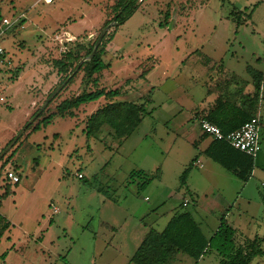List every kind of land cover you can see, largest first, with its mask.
<instances>
[{
  "label": "rangeland",
  "instance_id": "374dc122",
  "mask_svg": "<svg viewBox=\"0 0 264 264\" xmlns=\"http://www.w3.org/2000/svg\"><path fill=\"white\" fill-rule=\"evenodd\" d=\"M113 1L0 0L1 16L26 15L0 38L8 55L0 66V152L62 80L50 62L65 41L74 39L66 31L80 33L78 41L92 44L112 17ZM203 55L211 62L222 60L224 74L235 73L241 81L250 76L247 65L264 73V0L139 3L107 44L103 60L110 67L99 74L98 85L119 88L115 101L144 102L146 113L122 141L107 125L95 135L84 130L88 114L109 101L103 97L82 104L74 117L56 115L46 127L31 131L59 101L82 90V72L65 85L0 159V194L6 184L11 190L1 200L0 213L12 223L0 239V264H133L128 259L145 232L161 230L170 216L184 210L207 237L222 214L235 228L237 244L264 236V159L257 161L264 153V128L246 182L228 172L224 175L232 181L217 175L215 171L225 170L204 154L208 139L193 142L201 132L195 112L207 90ZM17 65L23 69L13 81L7 68ZM195 156L203 168L189 166ZM14 165L20 181L3 180ZM187 167L185 185L191 192L180 181ZM137 169L151 178L143 188L138 186L143 176L129 177ZM207 170L212 184L221 186L218 193L190 187ZM216 263L214 252L190 262ZM250 264H264V256Z\"/></svg>",
  "mask_w": 264,
  "mask_h": 264
},
{
  "label": "trees",
  "instance_id": "16d2710c",
  "mask_svg": "<svg viewBox=\"0 0 264 264\" xmlns=\"http://www.w3.org/2000/svg\"><path fill=\"white\" fill-rule=\"evenodd\" d=\"M142 1L143 0L113 1L110 5L112 17L105 20L103 23V27H105L110 22H113L112 31L106 32L103 35L92 57L83 61L76 73L67 82H71L73 77L79 71L82 72V90L73 96L59 101L54 106V110L46 113V115H42V111L39 115H42L41 118H39L33 126L29 124L27 128L32 126L31 131L40 130L42 127H46L56 115L62 117H74L75 110L82 104L96 101L103 97L109 101L97 107L87 116L85 120L84 130L87 136L95 135L105 125L112 130V133L119 141H122L134 132L140 124L143 115L146 113L144 102L136 103L133 101H115L113 99L121 93L119 88L106 89L98 84H100L99 74L103 71V69L110 67V63L103 60L107 44L112 40L115 29L134 14L139 6V3ZM164 16L165 19H169V11H166ZM3 17L4 16H1L0 13V22ZM236 19L238 26L240 24L239 17L236 16ZM77 37L78 35L74 36V39L72 40L69 39L65 41L60 55L53 58L50 62L56 74L62 78L58 85L71 74L81 59L90 55L93 50L96 40L92 44H85L78 41ZM70 40L74 42L69 43L71 42ZM217 67H221V64L217 65ZM22 69V65L7 68V70L11 73L10 78L13 81L17 79ZM246 71L251 77L255 93L251 96L248 94L244 95L242 103L240 106H237L236 103L228 96L230 94L226 92L227 84L230 82L229 79L232 78L223 79L217 84L219 89L221 87L222 93L216 98L213 107L205 115H203V117L219 126L224 134L239 128L244 121L254 116L257 109L263 73L250 65L246 67ZM57 95L58 93L55 97ZM38 110L39 108L30 115V118ZM202 137H210V142L203 151L208 158L218 163L227 171L235 174L237 178L243 182H246L250 178L254 168L253 156L233 148L225 139H215L203 133ZM36 160L37 158H34L33 161L36 162ZM195 160L196 157L190 161L189 166H191ZM3 166L4 165L2 163L0 168ZM15 168L16 172L14 171ZM9 170L15 172L19 176L20 181L18 165H14L13 169ZM188 171L189 167L185 168L180 175V181L184 185ZM141 175H143L144 178L138 184L139 188H143L148 185L151 182V178L147 177L142 170H132L129 174L130 179H133L134 176L140 177ZM3 180H11L7 177V171L4 174ZM10 192L11 190L6 184L5 190L0 194V203L1 200ZM11 225L12 223L0 213V239ZM235 234V228L231 227L227 223L225 214H222L219 219V224L212 234L213 236L211 235L207 237L202 232L198 222L194 219L191 212L189 210H184L175 213L168 220L165 227L161 231H158L153 227L149 228L142 241L132 254L130 261L134 264H172L177 253H185L197 261L201 256L214 252L217 256L216 264H250L254 257L258 255L264 256V249L261 248L264 236H254L252 239L246 238L245 243L237 244L235 242ZM212 238L217 241V244L214 243V246L210 245Z\"/></svg>",
  "mask_w": 264,
  "mask_h": 264
},
{
  "label": "crops",
  "instance_id": "0c3cea01",
  "mask_svg": "<svg viewBox=\"0 0 264 264\" xmlns=\"http://www.w3.org/2000/svg\"><path fill=\"white\" fill-rule=\"evenodd\" d=\"M65 31H66V29H65ZM68 31L69 30H67L66 32L69 33V35L71 34L73 36H77V35L80 34V33L79 34H77V33L74 34L72 32L70 33V31L69 32ZM194 52H196L198 54H204V53H202L200 51V49H195ZM200 61L207 66L206 75H205L206 81L204 82V84H206V89L207 90H206L205 94L203 95V97L200 99L201 102L199 103V106L197 107V110L195 112V118L197 120H199V118L203 117V115H205L213 107V105L215 104L216 98L218 97L219 94L222 93L221 87H220V89H221L220 90L217 87V84L221 80H223V79L235 77L234 80L229 79L230 82L227 84L226 92L231 95V96L230 95H228V96L231 98V100H233L236 103L237 106H240V104L242 103V101H243L242 98L244 97V95L248 94V95L251 96V95H253L255 93V88H254V85L252 84V81H251V77L250 76H249L248 79H245L244 81H241L239 79V76L237 74H235V73H232L230 76L229 75H225L224 74L223 61L220 60V61L211 62V58L208 57L207 55H203L202 57H200ZM220 64H221V67H217V65H220ZM246 67H245V70H246ZM259 71H261V70H259ZM55 74H56V72H55ZM209 82L210 83L211 82L214 83V86H215L216 89L215 88L212 89ZM254 115L259 118V120H260V126H262L264 128V122L262 124V121L264 120V73H263V78H262L261 87H260V91H259V99H258V103H257V109H256ZM200 134H201V132L199 131L195 135V137L193 138V142L196 143L197 140H200L201 141L203 139H208V141L206 142L205 147H204V149H205L206 146L208 145V143L210 142V138L209 137H202V134H201V137H200ZM204 149H203V151H204ZM260 153H259V155H257V161H259V163H262L263 162V159H264V153L263 154L262 153L260 154ZM195 157H196V160L192 164V166H196V167L199 166L200 168H203L204 166H203V163L200 161L199 156H195ZM221 168H223V167H221ZM137 170L144 171V173L147 175V177H149L145 170H143V169H137ZM223 170H225V171H215V172L217 173V175H219L221 177H224V178H227V179H230V181H232L231 177H228L229 175H226V177H225L224 172H228V173H231V174H233V173L230 172V171H227L224 168H223ZM253 170H254V168H253ZM253 170H252V173H253ZM208 172H210V171L207 170L206 174L203 175L202 179L199 178V179L196 180V182H198V184H195L194 185V183H191L190 184V187L193 188V189H195V190L202 191V193H207V192L218 193L220 191V189H221V186L212 184L211 179L209 178V175H207ZM141 176H143V175H141ZM156 176H157V178L160 177L159 174H156ZM201 176H202V174H201ZM233 176H235L237 178V176L235 174H233ZM219 180L221 182L224 181L223 179H219ZM185 186H186L187 190L189 192H191L190 191L191 189L189 190V187H187V185H185ZM184 205H187V201L186 200L184 201ZM55 211H56V208H55ZM178 212H181V211H178ZM178 212H176V213H178ZM172 216H170L169 219ZM168 220L166 221V223L168 222ZM166 223L164 224L163 228L165 227ZM156 230H158V229H156ZM161 230H158V231H161ZM146 232H145V234H146ZM144 235H143V237H144ZM143 237H142V239H143ZM142 239H141V241H142ZM214 243L217 244V241H216V239L212 238V240L210 241V245L211 246H214L215 245ZM138 245L136 246V248L138 247ZM136 248H135V250H136ZM132 254H131V256H132ZM180 254H183V255H180ZM131 256H130V258H131ZM187 256L188 255L185 254V253H177V255L175 256V258L173 259V263L172 264H178V263L179 264H190L191 260H194V259L192 257H190V256H188V257ZM204 256H201L197 261L201 260ZM130 258L128 259L129 262H131L130 261Z\"/></svg>",
  "mask_w": 264,
  "mask_h": 264
},
{
  "label": "built area",
  "instance_id": "2783aa9c",
  "mask_svg": "<svg viewBox=\"0 0 264 264\" xmlns=\"http://www.w3.org/2000/svg\"><path fill=\"white\" fill-rule=\"evenodd\" d=\"M43 1L47 4L53 3L52 0ZM25 16L24 12H20L16 16L11 14V17L9 18L4 16L0 22V38L5 34L6 30L9 29L10 26L20 22L21 19L25 18ZM20 25L23 27V23H20ZM56 39L61 40V37L56 36ZM5 62H8V55L6 54L5 48L0 41V66ZM199 127L203 134L209 135L215 139H225L233 148L253 157L261 149L260 120L255 115L244 121L239 128L226 134L221 131L219 126L205 117H201L199 119ZM78 176L82 177L80 173ZM7 177L13 182L19 181V176L12 170H7Z\"/></svg>",
  "mask_w": 264,
  "mask_h": 264
},
{
  "label": "water",
  "instance_id": "95a60500",
  "mask_svg": "<svg viewBox=\"0 0 264 264\" xmlns=\"http://www.w3.org/2000/svg\"><path fill=\"white\" fill-rule=\"evenodd\" d=\"M113 22H110L108 25H106L105 27L102 28L94 46H93V50L90 53V55L84 57L81 59V61L78 63V65L76 66V68L71 72V74L61 83L59 84L51 93L50 95L47 97V99L45 100V102L43 103L42 107L31 117V119H29L27 121V123L24 124V126L20 129V131L16 134V136L12 139V141L9 143V145L7 147H5L1 152H0V159L5 155V153L7 152V150L9 149V147H11V145L20 137V135L22 134V132L27 128V126L41 113V111L47 106V104L55 97V95L57 93H59V91L66 85V83L69 81V79L76 73V71L78 70V68L80 67L81 63L85 60H88L92 57V55L94 54L98 44L100 43L101 38L103 37V35L108 31V29L110 27L113 26Z\"/></svg>",
  "mask_w": 264,
  "mask_h": 264
}]
</instances>
